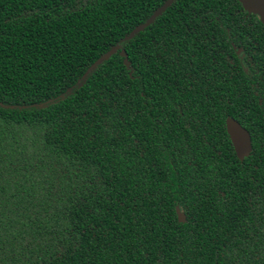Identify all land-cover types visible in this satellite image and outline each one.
<instances>
[{
	"label": "trees",
	"instance_id": "obj_1",
	"mask_svg": "<svg viewBox=\"0 0 264 264\" xmlns=\"http://www.w3.org/2000/svg\"><path fill=\"white\" fill-rule=\"evenodd\" d=\"M166 1L0 0V264H264V27Z\"/></svg>",
	"mask_w": 264,
	"mask_h": 264
},
{
	"label": "water",
	"instance_id": "obj_2",
	"mask_svg": "<svg viewBox=\"0 0 264 264\" xmlns=\"http://www.w3.org/2000/svg\"><path fill=\"white\" fill-rule=\"evenodd\" d=\"M173 0H167L161 8H159L155 15L159 14L162 9L167 7ZM240 6L241 9L247 14L254 15L257 17L258 22L264 27V0H235ZM150 21V20H149ZM149 21L145 25L138 26L135 28L133 32L129 35L132 36L134 32L144 28ZM119 47L116 45L110 51L117 50ZM122 54V51H121ZM225 132L229 138L232 149L236 155V157L241 161L244 157L250 152V141L247 132L241 128L234 120L231 118L225 119ZM175 215L177 218V222H182L184 220L183 215L179 212L177 208H175Z\"/></svg>",
	"mask_w": 264,
	"mask_h": 264
},
{
	"label": "flooded vegetation",
	"instance_id": "obj_3",
	"mask_svg": "<svg viewBox=\"0 0 264 264\" xmlns=\"http://www.w3.org/2000/svg\"><path fill=\"white\" fill-rule=\"evenodd\" d=\"M241 7V6H240ZM243 11V10H242ZM246 13V12H245ZM247 14V13H246ZM248 15H250V14H248ZM258 20V19H257ZM234 53H235V55L236 56H238V58L239 59H241L242 60V58H243V54H242V52H241V49L240 48H237V49H235L234 48ZM226 118H231V117H229V116H226L225 117V119ZM225 119H224V131H225ZM232 119V118H231ZM232 120H234V119H232ZM235 121V120H234ZM236 122V121H235ZM241 128H243L238 122H236ZM244 129V128H243ZM245 130V129H244ZM246 131V130H245ZM247 132V134H248V137H249V141H250V152H249V154L251 153V136H250V134H249V132L248 131H246ZM226 133V132H225ZM227 135V134H226ZM228 137V136H227ZM228 140H229V138H228ZM230 142V141H229ZM230 145H231V143H230ZM232 147V146H231ZM232 151H233V149H232ZM233 153H234V151H233ZM249 154L247 155V157L249 156ZM234 155H235V153H234ZM235 157H236V155H235ZM247 157H244V158H247ZM237 158V157H236ZM243 158V159H244ZM243 159L241 160V161H243ZM237 160L239 161V162H241L238 158H237Z\"/></svg>",
	"mask_w": 264,
	"mask_h": 264
}]
</instances>
